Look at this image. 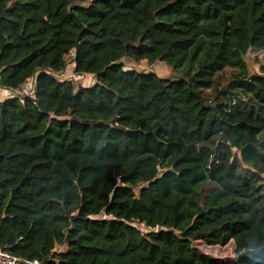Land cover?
<instances>
[{
    "label": "trees",
    "instance_id": "1",
    "mask_svg": "<svg viewBox=\"0 0 264 264\" xmlns=\"http://www.w3.org/2000/svg\"><path fill=\"white\" fill-rule=\"evenodd\" d=\"M250 51L264 0H0V84L34 87L0 101V247L41 264H264ZM69 64L95 84L60 79Z\"/></svg>",
    "mask_w": 264,
    "mask_h": 264
},
{
    "label": "rangeland",
    "instance_id": "2",
    "mask_svg": "<svg viewBox=\"0 0 264 264\" xmlns=\"http://www.w3.org/2000/svg\"><path fill=\"white\" fill-rule=\"evenodd\" d=\"M262 56L263 53L261 52L250 51L248 53L246 61L252 73H261ZM122 61L124 62L126 69H135L137 71H143V72H155L161 77H166L170 79L177 78V76L172 74L171 66H169L168 64H166V62L163 61H156L154 63H149L148 61L143 60L137 62L129 57L123 58ZM232 71L235 70L231 68L226 69L224 72L223 79L226 78V76L229 75ZM58 77L60 79H67V80L72 79L75 86V90H78L80 86L94 85L96 82L95 77L91 74H84V75L74 74V71L71 68V64H69L66 71L58 75ZM28 92H30V90H28ZM113 177L116 178V175L114 174ZM123 216L126 217L125 215ZM141 227H143L142 224ZM196 245L204 252L209 253L216 257L233 256L235 254V249H236V245L233 240H230L226 245H209L201 240H198L196 242ZM63 248L65 249V246L58 247V249H63Z\"/></svg>",
    "mask_w": 264,
    "mask_h": 264
},
{
    "label": "built area",
    "instance_id": "3",
    "mask_svg": "<svg viewBox=\"0 0 264 264\" xmlns=\"http://www.w3.org/2000/svg\"><path fill=\"white\" fill-rule=\"evenodd\" d=\"M262 64L264 65V53L262 56ZM30 90V92H28ZM34 87L31 83H27L23 88L14 90L1 86L0 84V101L8 100L12 97H18L23 95L24 93H33ZM116 179L120 180V176H116ZM113 217L112 215H108L106 212H102L93 217L95 218H103L106 219L108 217ZM133 225L138 227L142 232H149L154 230L151 226L146 225V223H142L140 220L135 219L132 222ZM141 224L143 227H141ZM0 264H41L37 259H28L19 255H16L9 251L6 247H0Z\"/></svg>",
    "mask_w": 264,
    "mask_h": 264
}]
</instances>
